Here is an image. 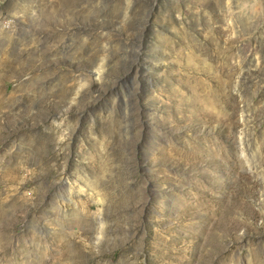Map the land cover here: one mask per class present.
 Returning <instances> with one entry per match:
<instances>
[{
    "label": "rangeland",
    "instance_id": "1",
    "mask_svg": "<svg viewBox=\"0 0 264 264\" xmlns=\"http://www.w3.org/2000/svg\"><path fill=\"white\" fill-rule=\"evenodd\" d=\"M0 264H264V0H0Z\"/></svg>",
    "mask_w": 264,
    "mask_h": 264
}]
</instances>
